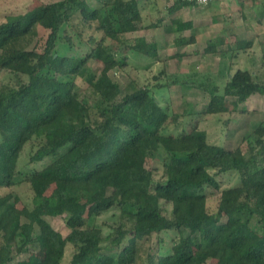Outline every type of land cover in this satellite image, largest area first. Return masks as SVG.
Returning a JSON list of instances; mask_svg holds the SVG:
<instances>
[{"label":"trees","instance_id":"trees-1","mask_svg":"<svg viewBox=\"0 0 264 264\" xmlns=\"http://www.w3.org/2000/svg\"><path fill=\"white\" fill-rule=\"evenodd\" d=\"M98 1L92 8L86 0H32L0 24V191L7 190L0 264L34 244L42 257L17 264H65L69 247L70 264H264V122L243 139L245 149H226L198 122L169 133L181 116L156 96L173 86L199 90L209 96L202 116L224 114L228 98L238 108L264 95V57L257 70L238 69L223 86L211 74L163 69L154 88L135 79L121 88L111 72L128 69L132 54L156 59L157 45L126 37L141 29L140 0ZM186 7L194 8L177 0L169 12ZM191 28L178 22L173 29ZM31 36L37 41L24 47ZM195 43L194 35L175 40ZM253 46L241 40L237 50ZM205 53L220 50L209 43ZM94 61L103 65L98 73ZM77 79L101 104L81 99ZM28 145L31 167L20 168ZM228 174H237V185L224 187ZM25 186L32 195L23 199L18 188ZM96 187L117 194L106 200ZM113 210L121 217L108 234L88 225ZM59 216L69 230L64 239L45 219Z\"/></svg>","mask_w":264,"mask_h":264},{"label":"rangeland","instance_id":"rangeland-1","mask_svg":"<svg viewBox=\"0 0 264 264\" xmlns=\"http://www.w3.org/2000/svg\"><path fill=\"white\" fill-rule=\"evenodd\" d=\"M46 2H53L57 0H45ZM90 7L99 8L101 3L98 0H86ZM243 1V0H240ZM32 0H2L0 2V24L6 22L11 15L23 14L31 5ZM256 9L255 14H247V17L256 15L263 11L264 7L260 6ZM250 4V3H249ZM248 5V4H247ZM262 5V4H261ZM240 7V6H239ZM241 7L240 9H242ZM144 15V26L152 23H157L160 20H165L164 24L169 20V15L166 10H162L160 14L154 7ZM244 9V8H243ZM193 10V9H192ZM241 11V10H240ZM245 11V10H244ZM237 6L224 10L215 20L212 27L218 30L220 44L218 48L220 53L206 54L205 49L207 42L213 36L211 34H203L205 26V14L202 10L190 11L183 14L182 18L187 21H192L194 28L192 31H187V37L193 36L196 43L193 45L178 46L175 44L174 35L169 32V28L160 26L158 29H145L142 23L139 24L141 29L137 33H128L126 37L130 40L136 38L146 37L148 41H153L159 47L158 56L156 59H147L132 54L129 67L126 70L115 69L111 72V78L117 82L121 88H124L131 79H135L141 85L153 86L156 81L154 77L160 71L165 69L169 74H211L223 86L229 74H234L238 69L257 70L264 57V24H251L242 19ZM253 12V9H252ZM255 20L259 18L255 16ZM262 17V14L260 18ZM263 19V18H261ZM162 23V22H161ZM162 23V24H163ZM207 27V26H206ZM209 28V27H208ZM236 33H240L237 35ZM171 35V36H169ZM218 35V33L216 34ZM239 37L235 38L234 36ZM176 36V35H175ZM246 37L254 43V46L248 50H237V43L241 40L240 37ZM215 40V39H214ZM37 41L35 36L29 37L23 42V46H32ZM217 45L216 41H213ZM216 42V43H215ZM222 51V52H221ZM175 53L185 55L181 59H173ZM224 53V54H221ZM93 69L98 73L101 71L103 65L101 62L94 61L92 63ZM76 83L79 87L78 91L81 99H85L91 105L101 104V99L97 96L89 98V92L86 91L87 84L81 79H77ZM154 88V86L152 87ZM156 96L165 108L169 109L171 114H178L181 116L179 125H171L168 132L171 134H178L182 130H189L195 122L199 123L201 129L206 130L208 139L211 143L225 147L226 149L246 148L243 144V139L249 135L260 123L264 122V95L252 96L244 105L235 108V99L228 98L227 111L224 114L215 116H202L205 111L209 96L199 90L187 89L182 86H173L162 93H156ZM34 146L28 145L22 154L20 160V168L31 167L29 160L33 153ZM156 166V163L151 162L148 167ZM238 184L237 174H228L225 176L224 187H233ZM7 190H1L0 196L4 195ZM18 192L23 199L32 195L28 187L18 188ZM95 194L103 196L106 200L113 199L117 191L104 187H96L93 191ZM50 193V192H49ZM18 207H22L21 203H17ZM166 213H169V207H165ZM121 217L120 210H113L107 212L99 217H92L88 220V225L101 227L105 234L111 231V227L115 226ZM51 226L58 231L61 238L64 239L69 230L65 226L63 216L56 218H45ZM38 228L36 227V234ZM169 244V243H168ZM72 250L69 247L65 255V264H70ZM42 257V251L39 250L38 245L34 244L26 249L21 255H14V261L11 264H17L19 261L26 260L29 257Z\"/></svg>","mask_w":264,"mask_h":264},{"label":"crops","instance_id":"crops-1","mask_svg":"<svg viewBox=\"0 0 264 264\" xmlns=\"http://www.w3.org/2000/svg\"><path fill=\"white\" fill-rule=\"evenodd\" d=\"M175 1H177V0H140L139 2H140V12H141V17H142V22H143V19H144V15L151 10L150 8L154 7L155 9H157L159 14H160V12H162L163 9L166 10L168 8L167 12H168V15H169L170 18L165 24L163 23V22H165V20L164 21L162 20L163 24H161V26L164 25L162 27L165 28L167 26L169 28V32L172 35V36L171 35H169V36L173 37V35H174V37H175L174 40L178 39L179 37L188 38L187 35L183 34V33H186L187 31L191 32L192 29L194 28V24L192 23V21H187L186 22V20L183 19L182 16H183V14H187L189 12V10L190 11L202 10V11H204V13H206L205 14V17H206L205 26L203 28L204 29V31H203L204 33L203 34L204 35L205 34H211V36L213 34V36L209 39L210 41H208L207 44L214 43L213 41H216L217 45L220 44V40H221V39H219V34L220 33L218 32V30L214 29L212 27V25L215 23V20L218 18V16L224 10H228L229 8H235L237 6V9L239 10L238 13L240 14L242 19H245L246 22H250L251 24L255 23L257 25L264 24V12L263 11L258 12L256 15H252L250 17H247V15H246V13L247 14L248 13L249 14H253V13L255 14L256 9L259 8L258 0H243V1H240V0H223V1L219 2V3L212 4V5L208 6V7H201V8L186 7V8H183V9H181V10L175 12V13H170L169 12V8L174 4ZM260 6L264 7V0H260ZM241 7H243L244 9L243 8L240 9ZM252 9H253V12H252ZM261 14H262L261 18H263V19L260 18ZM255 16H258L259 18H257V20H255V18H256ZM178 22H181V23H192V28L191 29H186V30L180 31V32H174L173 28ZM142 26H144L143 23H142ZM153 29H156V28H153ZM157 29H158V27H157ZM137 32H139V30L136 31V32H133V33H137ZM217 33H218V35H216ZM236 34L239 35L240 33H236ZM234 37L239 39V37H237L236 35ZM141 38H146V37H141ZM240 38H241V40L251 41V40H248V38H246L244 36H242ZM185 46H189V45H185ZM185 46H182V48L185 47ZM157 49L159 50L158 46H157ZM175 54H178V53H175Z\"/></svg>","mask_w":264,"mask_h":264},{"label":"built area","instance_id":"built-area-1","mask_svg":"<svg viewBox=\"0 0 264 264\" xmlns=\"http://www.w3.org/2000/svg\"><path fill=\"white\" fill-rule=\"evenodd\" d=\"M182 1L193 5L194 7L201 8V7H208L212 4L219 3L223 0H182Z\"/></svg>","mask_w":264,"mask_h":264}]
</instances>
